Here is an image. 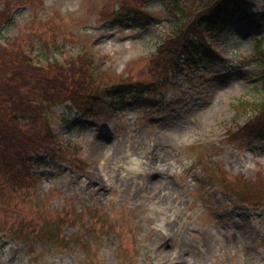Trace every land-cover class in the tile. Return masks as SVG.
I'll list each match as a JSON object with an SVG mask.
<instances>
[{"label":"rangeland","instance_id":"rangeland-1","mask_svg":"<svg viewBox=\"0 0 264 264\" xmlns=\"http://www.w3.org/2000/svg\"><path fill=\"white\" fill-rule=\"evenodd\" d=\"M214 1L175 0L172 12L170 0L12 7L0 41L24 35L58 88V63L87 53L92 64L65 67L84 89L97 87V101L90 111H47L53 145L32 157L29 193L0 183V264H264V0H241L236 16L250 19L215 29V55L198 72L182 62L167 77L164 64L150 71L179 12L188 28ZM122 2L145 12L144 23L112 26ZM123 80L132 88L115 98L110 87Z\"/></svg>","mask_w":264,"mask_h":264},{"label":"trees","instance_id":"trees-1","mask_svg":"<svg viewBox=\"0 0 264 264\" xmlns=\"http://www.w3.org/2000/svg\"><path fill=\"white\" fill-rule=\"evenodd\" d=\"M17 1L31 2V0H0V29L7 28L12 22L10 10L18 5ZM125 3L122 2L119 11H111L112 26L122 29L124 25L130 24L131 27H138L147 15L136 7H130L132 9L128 10ZM170 4L172 9L169 12L178 9L175 0H170ZM243 4L245 3L241 0H219L205 4L206 12L196 14L190 25L186 26L188 28H185L187 23H183L179 12L178 20L172 22L174 25L172 36L168 37L155 53L156 57L150 65L151 73H161L160 64H164L162 72H166L167 77L169 70L174 71L181 66V62L184 68L190 65V68L194 69L198 66L199 60L207 61L213 58L214 51L208 44V35H211L216 28L222 29L226 18L235 17ZM236 17L240 20L250 19L248 15ZM190 27L192 38L183 37ZM195 34L198 36L196 37ZM177 36H182L183 41L175 47L174 38ZM24 41V35L19 34L11 40L6 39L3 45L0 44V183L4 182L1 190L6 187L7 192L15 197L25 192L29 193L33 188L32 184L37 181L31 173L32 157L41 151L49 150L48 147L53 145L48 121L44 120L47 111L57 103L60 105L68 103L80 112H85L90 111L97 101V87L92 84V88L84 89L80 83L81 75L75 72L73 67L70 70H66L65 67L68 63H75L76 60L83 63L85 58L87 64H92L91 56L85 53L83 58L73 57L76 60L65 59L62 64L58 63V79L64 85L58 88L50 78L42 77L41 72L44 69L33 63L25 46L22 47ZM91 79L94 80L92 76ZM91 79H87V84H91ZM148 86L151 91L157 88L154 81H150ZM111 88L115 97L123 98L128 95L132 85L129 81L123 80ZM260 111H264V100ZM257 133L261 136L260 130ZM60 154V150L55 152V156H62ZM79 162L80 160L74 161L75 165ZM6 204L9 205L8 202ZM14 207L19 209L17 202L14 203Z\"/></svg>","mask_w":264,"mask_h":264},{"label":"bare ground","instance_id":"bare-ground-1","mask_svg":"<svg viewBox=\"0 0 264 264\" xmlns=\"http://www.w3.org/2000/svg\"><path fill=\"white\" fill-rule=\"evenodd\" d=\"M96 145L100 146V143L97 142ZM103 160H104V159H103ZM95 176H97V177L99 176V180L101 181V183L104 182L103 179H102L103 177L100 175V173H99L98 171L95 173ZM94 184H95L96 186H98V183H97L96 181L94 182ZM103 185L105 186L104 183H103Z\"/></svg>","mask_w":264,"mask_h":264}]
</instances>
